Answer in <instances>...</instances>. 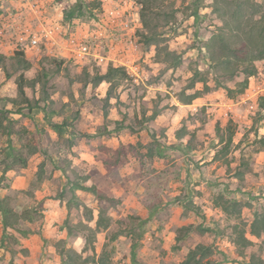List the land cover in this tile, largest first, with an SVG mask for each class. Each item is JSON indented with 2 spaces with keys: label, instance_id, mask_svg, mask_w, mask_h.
Listing matches in <instances>:
<instances>
[{
  "label": "rangeland",
  "instance_id": "obj_1",
  "mask_svg": "<svg viewBox=\"0 0 264 264\" xmlns=\"http://www.w3.org/2000/svg\"><path fill=\"white\" fill-rule=\"evenodd\" d=\"M135 1L138 77L112 61L113 54L108 55L111 59L79 61L66 53L24 52V29L36 30L40 22L17 0H0V54L24 52L32 64L23 72L15 71L14 62L0 69V264H63L64 245L82 252L87 233L68 227L82 223L95 228L99 204L81 186H96L121 200L111 212L115 222L153 214L152 221L135 227L134 233L131 224L136 220L100 231L95 255L90 250L84 257L97 261L106 250V264H134L131 252L137 244L141 264H182L201 243L214 250L202 264H248L234 247L231 226L251 222L255 211L264 213V111L259 107L264 62L257 64L259 73L249 79L248 89L239 93L238 83L245 77H221L204 48L221 24L213 13L214 0ZM34 2L42 22L64 29L91 33L102 19L100 0ZM144 3H149L150 22L162 36L161 47L182 58L179 68L161 62L156 47L144 44ZM122 45L126 49L125 42ZM109 68H123L126 75L106 82L102 78ZM21 75L43 83L27 87L30 103L16 107L5 98H19ZM223 85L233 93L227 94ZM182 91L199 92L200 97L184 106L177 97ZM34 104L38 108H30ZM157 108L161 115L149 122ZM179 131L186 132L181 140L176 138ZM230 131L233 144L225 152L219 137L227 138ZM120 146L125 150L117 160ZM222 194L242 202L240 219L215 205ZM191 203L196 214L184 207ZM2 209L12 211L14 227L4 226ZM90 210L94 220L88 222ZM199 228L209 231L202 235ZM114 234H119L115 241ZM251 239L256 245L246 251L247 257L264 259V238Z\"/></svg>",
  "mask_w": 264,
  "mask_h": 264
},
{
  "label": "trees",
  "instance_id": "obj_2",
  "mask_svg": "<svg viewBox=\"0 0 264 264\" xmlns=\"http://www.w3.org/2000/svg\"><path fill=\"white\" fill-rule=\"evenodd\" d=\"M201 3L202 0H196ZM149 3L143 5L141 10V29L144 31L140 33L144 38V44L146 46H155L157 58L168 64L169 67L179 68L183 60L177 58L176 54L170 52L168 49L161 47V34L157 33L154 26L150 22V14L148 13ZM213 13L217 16L220 21V25L216 27L214 33L205 43V50L208 54V59L213 70L223 78L228 80H234L240 76H244V80L238 83L239 93L245 92L250 84V78L256 76L259 73L257 64L264 62V0H214L212 4ZM73 8L68 13V18L74 15ZM165 51V52H164ZM162 54L165 55L163 60L160 59ZM9 62H14L16 65L15 71H28L32 68V64L26 60L24 52H16L12 56H5L0 54V69L7 70ZM11 74L8 75V77ZM126 75V71L123 68H109L107 74L103 76V80L111 82L116 78L121 79L122 76ZM43 83L41 79L28 80L24 76H20L17 80L18 95L19 98H5L6 101L13 104L16 107H20L23 104H29L30 100L26 96V88H35L39 83ZM194 80L192 85L194 87ZM222 88L227 94H232L233 90L223 85ZM209 90L208 87H206ZM178 101L182 105H193L195 101L200 97L199 92L193 94H186L185 91L177 94ZM38 103V102H36ZM259 107L264 111V98L259 103ZM30 108H38V104H34ZM161 115V109L157 108L153 114L147 118L149 122H153ZM230 129V128H228ZM185 131L177 132L176 138L181 140ZM234 132L230 133L226 137H219V144H224L225 152L229 151L230 146L233 144ZM260 142H263L262 140ZM125 147L120 146L116 150L117 160L124 154ZM162 155V149H158V156ZM43 168L40 171V178L43 175ZM82 191L93 194L99 204L98 219L96 221L95 228H91L85 224H78L77 226H69L68 229L73 231L75 228L86 234V245L82 252L77 253L71 248H67L65 245L61 250V257L63 264H106L110 260L109 253L106 250L99 256L96 261L93 256H86L88 251H92L95 255V243L97 236L100 231H106L112 227L114 223L122 226L124 222L129 223L130 220H136L138 223L131 224V233H134L136 228H143L147 226L153 219V214H149L146 219L134 218L128 216L127 219H121L115 222L111 212L115 210L121 203L120 199H114L108 196L102 190H99L96 186H81ZM218 208L229 217H235L240 219L242 209L244 208L242 202L236 199H226V196L222 194L215 202ZM188 210L198 212L194 203L187 204L184 206ZM88 222L94 220L93 212L88 211ZM2 222L6 228H12L15 226V221L11 217L12 211L9 209H2ZM29 221V219H26ZM188 230L189 228H185ZM202 235H205L209 230L199 228ZM233 244L237 250L239 256L247 258L248 264H264V259L251 254L247 257L246 251L250 248L255 247L256 243L251 239L257 240L264 238V213L255 211L252 215L251 222L240 221L231 226ZM31 232V230H29ZM29 231L23 232L25 237L29 234ZM69 231V232H70ZM117 235L114 234L112 240L117 239ZM251 237V238H250ZM177 238V241H180ZM137 244L133 245L132 248V259L134 264H141L137 261ZM214 254V250L211 246L204 244H197V246L190 250L186 259L182 264H202L204 260H207ZM112 264V262H111Z\"/></svg>",
  "mask_w": 264,
  "mask_h": 264
},
{
  "label": "built area",
  "instance_id": "obj_3",
  "mask_svg": "<svg viewBox=\"0 0 264 264\" xmlns=\"http://www.w3.org/2000/svg\"><path fill=\"white\" fill-rule=\"evenodd\" d=\"M19 5L28 7V11L38 20V28L24 29L27 44L24 52L36 51L41 53L45 50L48 54H68L70 58L79 61L91 59L104 60L113 54L112 61L126 68L132 76H137L135 71V57L140 48L137 38V23L139 22V8L135 0H100L102 19L97 29L91 33H82L78 29L63 28L52 21H41L42 16L37 3L34 0H17ZM22 41L24 37H21ZM114 39L109 44V40ZM125 42L126 49L122 48ZM45 48V49H43ZM109 59H111L109 57ZM130 61L132 63L130 64ZM130 69V70H129ZM132 74H131V72ZM134 74V75H133ZM137 81V80H136Z\"/></svg>",
  "mask_w": 264,
  "mask_h": 264
},
{
  "label": "crops",
  "instance_id": "obj_4",
  "mask_svg": "<svg viewBox=\"0 0 264 264\" xmlns=\"http://www.w3.org/2000/svg\"><path fill=\"white\" fill-rule=\"evenodd\" d=\"M37 52H35V54H36ZM38 54V53H37ZM16 98V97H15ZM184 106H190V105H184ZM79 187V186H78ZM80 189H81V187H79ZM76 191V190H75ZM81 195V194H80Z\"/></svg>",
  "mask_w": 264,
  "mask_h": 264
}]
</instances>
